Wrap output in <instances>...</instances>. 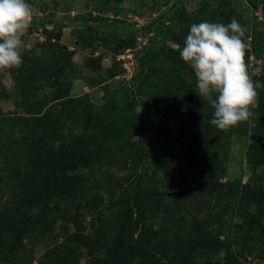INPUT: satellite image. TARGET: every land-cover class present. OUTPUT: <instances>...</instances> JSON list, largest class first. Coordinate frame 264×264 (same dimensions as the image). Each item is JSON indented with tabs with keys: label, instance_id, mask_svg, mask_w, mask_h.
Instances as JSON below:
<instances>
[{
	"label": "rangeland",
	"instance_id": "374dc122",
	"mask_svg": "<svg viewBox=\"0 0 264 264\" xmlns=\"http://www.w3.org/2000/svg\"><path fill=\"white\" fill-rule=\"evenodd\" d=\"M27 2L23 64L0 70V196L21 120H44L41 149L55 162L24 251L0 264H95L109 253L123 264H264V235L237 228L233 199L239 183L264 188V167L247 161L254 140L209 123L214 109L173 47L194 23L235 17L251 70L264 60V0ZM135 198L144 231L125 227ZM140 236L147 246L132 258Z\"/></svg>",
	"mask_w": 264,
	"mask_h": 264
},
{
	"label": "clouds",
	"instance_id": "9594fccd",
	"mask_svg": "<svg viewBox=\"0 0 264 264\" xmlns=\"http://www.w3.org/2000/svg\"><path fill=\"white\" fill-rule=\"evenodd\" d=\"M32 15L27 0H0V70L22 66V37ZM246 31L235 17L227 24L204 21L190 26L183 46L173 44L195 75L197 95L214 109L209 123L221 131L247 121L264 88L253 80L264 72V60L251 70L245 62Z\"/></svg>",
	"mask_w": 264,
	"mask_h": 264
},
{
	"label": "trees",
	"instance_id": "16d2710c",
	"mask_svg": "<svg viewBox=\"0 0 264 264\" xmlns=\"http://www.w3.org/2000/svg\"><path fill=\"white\" fill-rule=\"evenodd\" d=\"M254 81H259L264 84V76L253 77ZM258 106L251 109L252 115L247 121L240 122L238 126L231 127L237 131H250V135L254 143L247 151V161L250 165H258L264 167V88L258 89ZM44 120L31 119L21 120V127L15 128L12 131L13 145L21 146L22 149L15 152L13 166L8 174L9 182L4 185V194L0 197V254L2 261H6L4 257H10V260L15 261L17 251L22 253L23 246L20 242V237L26 229V226L32 221L29 219V213L42 204V175L46 166L52 165L54 169L55 160L46 161L44 153L41 149L43 137ZM22 172V173H21ZM237 184V190L233 193V199L238 202V213L241 226L239 229L245 228L248 233L255 231L260 235H264V210L260 212L264 201V188L261 184ZM136 198L130 200L122 209V215L125 217L127 225L133 224L134 230H145L147 225L144 223L143 212L139 211ZM143 215V216H142ZM133 216H136L133 218ZM129 222V224H128ZM144 225V226H143ZM228 234H230L228 232ZM128 243V241H125ZM133 242V243H132ZM220 244L224 243L219 239ZM121 242L117 249L121 246ZM134 251L132 258L140 259L141 244L145 245L140 237L131 239ZM147 246V245H145ZM139 247V248H138ZM159 249L154 250L158 260H164L165 257L159 259ZM116 254L118 251L116 250ZM95 259V264H123V261H118L111 254H107L106 258L98 257ZM19 261V259H18ZM176 260L168 261L169 264L176 263Z\"/></svg>",
	"mask_w": 264,
	"mask_h": 264
}]
</instances>
